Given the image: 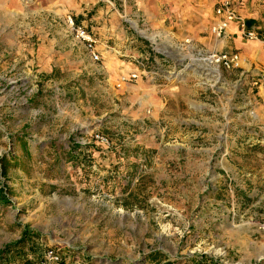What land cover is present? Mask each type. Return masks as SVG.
Wrapping results in <instances>:
<instances>
[{"label": "rangeland", "instance_id": "obj_1", "mask_svg": "<svg viewBox=\"0 0 264 264\" xmlns=\"http://www.w3.org/2000/svg\"><path fill=\"white\" fill-rule=\"evenodd\" d=\"M222 1L0 0V264H264V70L203 60Z\"/></svg>", "mask_w": 264, "mask_h": 264}, {"label": "built area", "instance_id": "obj_2", "mask_svg": "<svg viewBox=\"0 0 264 264\" xmlns=\"http://www.w3.org/2000/svg\"><path fill=\"white\" fill-rule=\"evenodd\" d=\"M214 13L216 16V22L210 28V34L217 39L224 36L226 30L229 28V25L234 21L238 22L237 27L240 28V30H243L244 25L241 21V17L234 12L228 0H223ZM68 24L70 32L72 33L73 46L82 47L84 51H86L89 60L93 63L100 62L101 57L97 49V40L93 34L89 32L83 25L76 24L70 17L68 18ZM242 35L247 40L259 41L258 37L253 32H244ZM201 56L206 62L221 67L227 71L238 70L241 68V56L235 51H231L229 53H203ZM135 79H137V75L135 73H129L127 76H122L119 81L121 84H123L126 81ZM253 84H257V81H253ZM99 140L101 142L105 141L102 138H99ZM260 230L262 233V239L264 240V221L260 225ZM62 261V256H60L57 251L53 249H47L37 264H61Z\"/></svg>", "mask_w": 264, "mask_h": 264}, {"label": "crops", "instance_id": "obj_3", "mask_svg": "<svg viewBox=\"0 0 264 264\" xmlns=\"http://www.w3.org/2000/svg\"><path fill=\"white\" fill-rule=\"evenodd\" d=\"M234 1L235 0H229V4L233 5ZM241 2L242 5L238 7V14L244 25L243 30H240V28L237 27L238 22L234 21L229 25V28L221 39L215 40L210 37L200 38L202 40L200 44L204 46L207 51L211 52H238L242 58V63L245 65L244 68H247L243 69V72L248 71V69H259V71H262L264 70V0H241ZM214 18L216 22L215 13ZM79 19H81V17H77L75 23H79ZM244 32H253L257 37L262 36L263 38H258L259 41H250L244 38L242 35ZM80 49L82 48H79V50ZM97 49L101 57L102 52L99 50L98 44ZM258 75L260 76L259 73ZM252 79L253 81H257V84L260 81L259 77L253 76ZM262 248L264 250V243L262 244Z\"/></svg>", "mask_w": 264, "mask_h": 264}, {"label": "trees", "instance_id": "obj_4", "mask_svg": "<svg viewBox=\"0 0 264 264\" xmlns=\"http://www.w3.org/2000/svg\"><path fill=\"white\" fill-rule=\"evenodd\" d=\"M258 38H259V39H262L263 37H262V36H258ZM18 143H19V146H20V147H22V148H25V147H26V145H25L24 142L21 143V141H18ZM12 162H13V163H16V162L13 161V160H12ZM0 163H1V165H2V164H5V165H6V164L9 163V159H7V158H5V157H2V158L0 159ZM1 171L3 172V170H1ZM26 264H29V263H26Z\"/></svg>", "mask_w": 264, "mask_h": 264}, {"label": "bare ground", "instance_id": "obj_5", "mask_svg": "<svg viewBox=\"0 0 264 264\" xmlns=\"http://www.w3.org/2000/svg\"><path fill=\"white\" fill-rule=\"evenodd\" d=\"M133 26L135 27V24H133ZM153 39V41H154V38H152Z\"/></svg>", "mask_w": 264, "mask_h": 264}]
</instances>
